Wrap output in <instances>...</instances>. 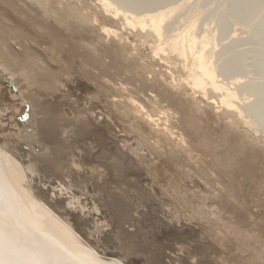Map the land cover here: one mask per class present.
Listing matches in <instances>:
<instances>
[{
	"label": "bare ground",
	"instance_id": "1",
	"mask_svg": "<svg viewBox=\"0 0 264 264\" xmlns=\"http://www.w3.org/2000/svg\"><path fill=\"white\" fill-rule=\"evenodd\" d=\"M95 2L99 13L89 15L71 0H0L5 11L51 39L45 50L54 48L68 55L70 47L74 51L72 60L81 68L87 87L93 89L83 109L69 106L67 100L56 103V84L48 76L44 82L37 79L39 73L34 69L48 70L31 56L28 43L23 42V31L12 21L8 27L0 22L1 33L11 35V40L31 59L25 68L19 61L20 52L13 49L9 59V47L0 45V92L8 91L11 99L25 104L15 121L21 134L10 135L16 149L0 148V197L8 211L7 215L0 212V264H136L139 257L149 264L173 262H166L168 256L162 247L142 245L137 230L130 228L137 211L131 190L135 188L144 201L156 198L138 179L143 169L151 178L152 170L163 171L165 167L181 172L185 163L196 159L195 151L202 144L206 149H214L215 145L183 139L182 127L196 129L194 132L200 129V123L195 121L198 113H185L179 102L180 108L175 106L178 95L162 87L158 77L149 75L145 67L140 73L134 71L139 70L134 67L140 61L131 51L132 37L145 38L152 55L163 56L170 63L167 65H179L180 71L183 68L185 77L176 83L179 87L175 84L184 93L179 96L191 91L189 95L195 99L197 93L202 94L208 106L217 104L233 120L230 123L239 127L242 124L255 133L264 132V0ZM104 14L118 25L104 24L99 20ZM233 24L253 26L244 31L240 28L248 34L242 37L239 29L233 30ZM228 33L230 41L225 37ZM246 45L253 47L245 48ZM44 88L51 91L45 92ZM66 108H70V115ZM158 109L162 114L156 112ZM11 123L14 122L10 120L8 124ZM30 123L35 131L32 134L28 130ZM33 135L40 143L39 151L32 148ZM123 136H128L129 141L121 139ZM20 139L28 143L22 145L25 154L18 147ZM135 143L145 145L142 147H147L148 152L138 151ZM12 150H17L13 154L18 158L9 156ZM132 154L140 169L137 177L128 180L122 177V158L125 155L130 159ZM43 185L53 191L52 196ZM83 195L101 202L99 209L105 217L115 218L118 234L130 235L131 239L135 236L139 254L110 235L101 237L104 230L96 222L93 227L89 218L91 212L99 210L96 204H83ZM77 208L80 213H76ZM211 208L212 215L216 212ZM196 218L213 239L231 236L235 241L247 242V236L238 234L233 227L221 226L218 216ZM105 247L111 252L107 253ZM19 255L22 256L17 260Z\"/></svg>",
	"mask_w": 264,
	"mask_h": 264
},
{
	"label": "rangeland",
	"instance_id": "2",
	"mask_svg": "<svg viewBox=\"0 0 264 264\" xmlns=\"http://www.w3.org/2000/svg\"><path fill=\"white\" fill-rule=\"evenodd\" d=\"M95 1L96 0H71L72 4L75 5L76 2V5H78L75 6L77 8H79L78 6H82L81 9L85 10L89 15L99 10V5L96 4ZM1 6L0 4V22L7 26L9 22L11 23L12 21V24L19 30H22L24 33L23 42L25 44L28 43L26 47L28 51L32 53L31 56L36 57L38 65L43 66L42 64H44L43 67L48 70L46 73L40 71V68V70L38 69L39 71L34 69L35 72L39 73H37V79L40 80L39 82H44V80L47 81L46 77L48 76L52 78L53 84H56L55 87H57V95L59 97L54 101L61 104L62 102L59 101L67 100L69 106L73 108L81 106L83 109L85 104L87 106L85 102L89 101L88 97L93 89L87 87L83 75L80 73V71H82L81 68H79L77 62L72 60L74 51L68 47V55H66L54 48L52 50H45L44 47L51 44V39L36 31L29 24L14 17L10 11H5V7ZM262 12H264V9H262L261 13ZM107 17L108 15L104 14L102 18L105 19L101 18L99 20H102L104 24L108 26L116 27L118 25L111 21L110 16ZM255 20L257 21L258 19H254V21ZM251 21H249L250 24L252 23L254 25L255 22L253 23ZM249 22L247 24H249ZM245 26L247 27H242L240 24H233L232 28L233 30L234 28L239 29L240 31L238 32L244 37L248 35L245 32L243 33L245 28L251 27L249 25ZM240 28L243 30L242 32ZM225 37L226 40H231L229 33ZM11 39V35H3L0 31V45L9 47L8 58L11 59L12 55L10 53L15 49L14 51L21 53L19 61H21V63L23 62V66L26 68L31 59L27 58L29 56ZM132 39L134 41V46L133 50H131L132 48H130V50L133 51L140 61V67L138 65V67H134L139 70L134 69V71H139L140 73L145 67L150 73L149 75H156L158 77L162 87L168 88L171 93L178 95V97L176 96L177 100L175 106L178 107V105L182 103V105L180 104L181 106H179L186 110H184L185 113L191 112L195 114H192L193 116H196L198 113V116H196L198 119L195 118V121L197 120V124H202H198L200 129L194 132L196 129L191 130V128L187 129L185 126L182 127L180 132H182L183 139L193 141L196 144L210 141L209 143L212 144L211 147H214L213 145H215V147L214 149H206V145L204 146V144H202V147L195 151V162L193 160L191 164H188L189 162L185 163L186 167L181 172H177L175 168L165 167L163 171L152 170L154 178H151V176H148L151 174L143 169L138 179L142 182V186L155 194L156 198L144 201L141 200L135 188L131 190L137 211L134 213L135 221L130 228H132L133 231L137 230V238L142 245L145 244L149 246V248L151 247V249L157 245L162 247L165 250L166 256H168V258L165 259L166 262L173 261L168 264H222L223 262H225V264H264V134L262 135L264 132H257V134L254 130H249L242 124L241 127H239L235 122L230 123L233 122V120L226 117L227 115L225 116V113H223L222 109L219 108L217 104L216 106L215 104L213 106H208L202 94L197 93L195 99L190 96L192 95V93L190 94L191 91L189 92L190 95L185 94L184 96L182 95L183 97L179 96L182 93V88H180L181 90L176 88L177 86L179 87V84L177 85L176 83H178L180 78L185 77L186 72H183V68H181L182 71H180L179 65L177 67H175V65L174 67L167 65L170 63L164 60L162 58L163 56L158 54L156 55L158 57H155V55H152L153 53L148 46L149 42H146L145 38H143V40H136V38L132 37ZM34 42L40 45L38 46L34 44ZM224 42L228 41L224 40ZM248 46L253 47L246 45L245 48ZM25 55H27V57ZM142 66L143 68H141ZM171 77L175 79L171 80ZM169 80L175 83L172 84ZM175 84L177 86H175ZM0 90H2V88H0ZM44 90L45 92L51 91L48 88H44ZM212 94H214V92H212L211 95ZM135 95L138 96L137 94ZM136 96L135 98H137ZM214 96H216V93ZM180 97H182L183 100ZM201 97L204 102L201 101ZM24 108L25 104L18 99H11L8 91L0 92L1 149L5 148V146L16 149V142L12 144L13 136L10 137V135L18 133L20 136L21 129L19 126L15 125V121L22 114ZM26 108L28 109V106ZM90 110L94 111V108ZM65 112L67 115H70V108H66ZM156 112L161 113L159 109ZM9 119L14 122L11 123L12 125L8 124L10 121ZM237 126L239 128H236ZM238 129L240 131H238ZM28 130L30 134L35 132L32 130V123L28 124ZM127 137L128 136H123L121 139L129 141ZM32 138L34 139L32 148L38 151L41 150L40 143L36 140V135H33ZM14 139L16 140L15 137ZM217 140L225 145H221V142L218 143ZM216 142L220 145L218 146ZM25 143L28 146V143L24 139H20L18 145L23 153L22 145ZM142 146L144 147L145 145L135 143V147L139 148L138 151L141 152L142 150V153H147L148 150L146 151V149L148 148H143ZM217 146L219 148H217ZM220 146L222 147L220 148ZM74 150L75 148H72V151ZM14 151L17 150H12L9 156L11 155L18 158L19 155L14 156ZM210 151H213V153L214 151L217 152H215L214 155ZM206 152L213 154L211 155L212 157ZM134 156L135 155L132 154L130 155V159H128L124 155L122 158V177L128 180L139 175L140 166L135 163L138 160L137 157ZM153 168H155V166ZM42 188L52 196L51 194L53 191H50L48 186L43 185ZM67 196H69V194H67ZM82 197L83 204L86 202L88 207H93L96 204L95 206L99 210L97 213L95 210L94 213L91 212V217L89 216V218L94 222L93 227L96 223H99L100 228L104 230L101 237L106 238L110 235L109 237L115 239L118 243L130 247V250H136L135 253L137 254L140 253L137 250V247L140 245L139 243L136 244L135 236L133 240L130 235L126 237L120 232V234H118L117 231H119V229L114 227L115 218L110 215L104 216L103 210L99 209L101 208L100 201L97 200L95 202L94 199H85L86 195ZM211 206L213 208H211ZM210 208L213 212H216L213 213L214 215L210 214ZM0 212L6 215L8 213L7 205L1 197ZM76 213H80L79 208H77ZM200 214L210 219H216V216H218V218L220 217L221 226L233 227L238 234L247 236V242L244 243L241 240L235 241L231 236L226 240H224V238L220 239L221 237L217 240L213 239L207 230L203 228L204 226L197 220L196 216H201ZM81 215L84 216V214ZM30 249L32 250L31 247ZM105 250L107 253L111 252L107 247H105ZM172 255L176 257L174 256V258L170 259L169 257ZM21 256L22 255L17 256L16 259L18 260ZM136 264L149 263L145 261V259L139 257L138 260H136Z\"/></svg>",
	"mask_w": 264,
	"mask_h": 264
},
{
	"label": "water",
	"instance_id": "3",
	"mask_svg": "<svg viewBox=\"0 0 264 264\" xmlns=\"http://www.w3.org/2000/svg\"><path fill=\"white\" fill-rule=\"evenodd\" d=\"M10 85H13V80L10 81ZM27 116V114L24 115V118Z\"/></svg>",
	"mask_w": 264,
	"mask_h": 264
}]
</instances>
